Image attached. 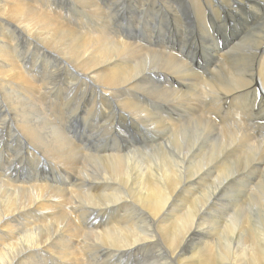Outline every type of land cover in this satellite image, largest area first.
<instances>
[{
    "label": "bare ground",
    "instance_id": "obj_1",
    "mask_svg": "<svg viewBox=\"0 0 264 264\" xmlns=\"http://www.w3.org/2000/svg\"><path fill=\"white\" fill-rule=\"evenodd\" d=\"M25 1L27 0H0V89L5 98H0V134L9 128L15 130L16 133L21 131L26 136L24 131H29V124L23 120V115L26 112L28 114L32 112L30 107L34 103L31 101H34L35 97L39 95H48V92L54 89L53 83L39 81L34 76L33 68L36 67L39 60L38 56L36 61L29 63L26 56L15 53V47L18 44L15 34L21 32L24 34L23 42L30 45L33 44L30 39L39 40L44 50V56L56 59V61L54 60L57 63L55 65L56 71L51 73L58 75L61 68L63 70L69 69L68 79H70V83H68L70 88L89 85L93 89H98L99 94L105 99L110 98L112 94L122 95L118 98L123 99L120 100L122 103L116 106L124 120H121L120 117L119 119L122 123L126 121L128 124L123 123L119 129L117 128L116 133L114 132L118 144L122 142L127 144L126 146H131L134 135L130 132L133 130L130 128V123L136 120V116L142 115L150 118L147 119L150 125L162 126L164 131H161L166 132L168 138L165 143L149 144L151 145L150 150L146 151L145 149L143 153L133 146L134 149L130 150V147L119 149L118 145L110 148L97 147L94 149L95 154L83 153L84 158L87 157L97 163V166L91 169L97 172L92 173L93 171L85 167L82 157H80L82 162L78 164L73 151L67 149L60 140L50 138L52 135L47 124L44 123L45 131H43V125L38 134L37 131H34L33 137L40 134L39 138L35 139V143L36 145L39 143L47 152L46 154L65 162L67 167L72 168V172L68 173L63 180V184L68 186L65 190L72 191V193L70 196L67 193L63 195L49 194L46 190L50 187L44 184H36L39 180L38 176L29 177L24 175L25 173L11 174L12 170H8L7 173L4 169L5 164L0 162L4 164V166L1 164L3 170L0 171V264H85L79 255L80 250H82L80 237L84 238L83 244L87 240H91L102 246L98 250H94L96 253H100L98 256L96 255L97 257L95 256L96 260L88 261L87 264H264V138L253 139L250 136L252 132L249 135L247 128H245L247 122L241 118H239V127L235 131L223 130L224 127L218 128L211 119L213 114L216 118L218 117L217 114L221 117L220 105L214 100V96H211V94L218 93L222 97L221 88L232 97L233 101L240 96L243 99L249 96L245 88L248 87L255 92V86L259 85L258 94L264 98V0H191L194 9L200 14V19L206 18L205 12L208 10V14L212 13L211 18L215 20L222 32L228 29L232 31L220 49L213 50V53L208 50L209 54L206 55V61L209 63L206 64L205 70H200V73L194 71L193 57L187 56L188 61L185 62L184 59L181 60L180 57L174 55L175 53H172V47L165 44L169 37L166 33L169 31V26L163 29L158 28L157 34L150 30L149 34L142 35L145 32L142 33L137 25L133 28L130 24H124L126 23L125 17L128 22L134 18L132 12L135 9V15L142 11L141 5H138L140 3L135 0H127L126 6L124 5L125 0H100L104 5L103 7L98 4L97 0H28L32 4ZM84 5L93 7L91 16L94 19V25L93 23L92 25L95 29L91 31L92 34L91 32L78 31V29L84 28L79 25L83 16ZM162 6L164 7L163 4ZM175 7L178 8V4ZM171 8L174 11L173 6ZM173 16L178 19V16L181 15L173 13ZM109 18L121 20L123 25L120 30H110L108 26L111 20ZM194 27L196 28V26ZM189 34L191 35L190 32ZM187 35H181V45L187 42ZM153 37L157 39L154 42ZM235 46H244L245 48L231 57L230 49L235 48ZM161 48H166L169 52L162 51ZM192 48L194 47L192 46ZM216 59L217 61H215ZM174 60H179L190 74L197 76V79L190 86L167 70L165 64ZM247 60L256 61L254 73L244 70L248 67L246 65ZM46 61L48 63V58ZM250 66L252 65L250 64ZM47 69L48 65L43 69L44 72H47ZM213 72H222L228 78L229 84L226 86H222V82L217 84ZM148 80L159 81L164 85V88L160 85L162 89L174 94L172 97L176 103L171 104V108L166 113L162 114L159 111L157 116L153 115L150 113L151 107L149 108V105L139 96L132 94L134 90L145 91L143 84ZM113 85L121 87H114ZM185 88V92L190 98L180 101ZM196 90L200 91L199 97L202 99L205 94L209 96V99H203L208 102L204 114H199V110H196L199 108L197 107V100H195L197 98ZM26 91L28 95H22ZM254 94L261 98L256 93ZM156 99L158 98L156 97ZM158 100L160 101V99ZM201 105L199 106L201 107ZM104 107L108 108L105 105ZM179 112H183L182 117ZM151 116L156 118L151 119ZM162 116L166 117L167 121L160 119ZM33 119L37 125L39 123L37 119L42 120L43 117L41 114H36ZM225 122L227 123V121ZM18 124L24 131L18 129ZM34 129L36 130V128ZM114 130L116 129L114 128ZM217 132L222 133L219 144H224L226 138L236 137L237 134L245 140L244 143L248 145L249 153L243 150L239 151L240 157L236 161L243 160L240 164L220 163L218 166L208 167L213 156L203 153L204 148L197 150V147L202 145L203 140H217ZM33 140H29L30 144L25 147V152L30 156L36 155L33 154V149H35ZM67 141L73 147H77L72 141L68 139ZM231 141H235V139L230 138L229 142ZM123 149H129V152L121 154ZM249 154L253 156L252 167L249 169L253 172L254 179L252 180L256 186L251 188L252 192L249 193V197L251 196L253 199V205L248 206L243 215L238 216L236 214L229 217L219 235L222 243L216 240V242L209 241L210 237L208 240L204 237V232L208 231V229L205 231L206 227L204 228L206 224L204 219L206 211L204 212V210L208 208L209 201L210 203L212 200L215 201L212 198H214L219 186L222 185L220 181L217 187L213 188L214 181H211L210 177L226 180L229 178L227 176H229L230 171H232L230 176L240 174L245 169L242 166L245 165V162L247 163L244 159H249ZM237 180V176L233 178L227 184V189L222 191V194L234 187L232 183ZM112 181L117 182L118 187L114 190L112 188L110 193H104ZM249 182L252 183V181ZM56 197L60 200L51 201V204L59 205L61 210L52 219L53 222L51 221L54 228L51 235L48 233L50 230L48 228L40 230L43 225L37 222L38 218L30 220L31 215L30 217L28 215L35 213L34 216H39L41 220L45 219L50 213L44 212V206L47 205L44 200ZM129 202L131 205L137 206H133L134 210L130 208L138 212L140 217L137 220L140 223L134 225L136 222L134 221L132 224L122 223V226H116L114 222H109L112 220L105 221L104 214L106 211L114 206H122ZM83 203L82 207L89 210L91 220L80 223L81 221L78 220L79 209ZM213 205L216 206L217 203L214 202ZM218 206L220 205L218 204ZM76 210L77 214H74ZM143 211L148 215L147 220L143 218L146 216ZM119 219L118 221H121ZM155 228L159 236H164L169 247L166 249L168 254L161 257H149L151 259L147 260L145 254L150 249L143 248L147 242L156 238ZM36 230L38 231L36 232ZM46 231L47 233L43 235L42 232ZM234 233L237 236V249H229L231 240H234ZM190 234L195 235V238L198 237V239L204 238V240H200L198 244L188 249H180V244ZM55 237L56 243L60 245L67 243V245L63 246L62 249H54L52 246H59L58 244L55 246L52 241ZM221 244L224 245L223 248H220Z\"/></svg>",
    "mask_w": 264,
    "mask_h": 264
},
{
    "label": "rangeland",
    "instance_id": "obj_2",
    "mask_svg": "<svg viewBox=\"0 0 264 264\" xmlns=\"http://www.w3.org/2000/svg\"><path fill=\"white\" fill-rule=\"evenodd\" d=\"M135 1L137 3H140L138 5H141L142 11H141L140 14L135 15L134 14L135 11H136V9H135V11L132 12L134 18L131 19L129 21L130 22L129 23L127 18L125 17L124 19H126V23H124V24L125 25L126 24H130L133 28L138 26L141 29L142 33L145 32L142 35L149 34L150 30L153 31L154 34H157L158 33V28L159 29H163V28L169 26L168 27L169 31L166 32L169 35V37L166 40L167 42L165 41L166 42L165 44L167 46L172 47L171 48V50L173 51L172 53H175L174 55L177 56V57H180L181 60L184 59L185 62L188 61V57L187 56L193 57L194 61L192 63H194L195 66H196V67L194 66L193 68H194L195 72L197 71V73H200L201 69L205 70L206 67H207L206 64L208 65V63H209V61H206L207 60L206 59V55L209 54L208 50H210V52L213 53V50L220 49L224 45L226 38H228L230 36V34H232V31H230V29H228L225 32H222V30H220L219 26L216 25L215 20H213L211 18L212 13L209 11L210 13L208 14V10H206L207 13L205 12V14H206L205 17L206 18L204 20L200 19V14L197 13L198 11L196 9H194L193 5L191 4V2H193V1H191V0H144V1L143 0H135ZM141 1H143V2H141ZM25 2H27L28 4H32L28 0L25 1ZM97 2L102 7L104 6L103 3H101L100 0H97ZM124 2H125L124 5L126 6L128 1L125 0ZM144 4H146L147 6L144 5ZM162 4L164 5V7L162 6ZM177 4H178V6L180 8L179 7L178 8L175 7V6H177ZM125 6H124V8H125ZM171 6H173L174 11L172 10ZM189 6H190V8H188ZM92 8L93 7H91V6L90 7H86L84 5V7L82 9V14H83L82 20L83 21L82 20L79 21V23H80L79 25L84 27V28L78 29L79 32L90 33L92 30L95 29V27H93L94 19L91 16L92 15V11H91ZM191 9L193 10V12H192ZM103 10H105V9H103ZM103 10H101V11H103ZM128 10H129V8L127 9V11ZM195 12L197 13V15H196ZM173 13H175L177 15H181V16H178V19H175L174 16H173ZM186 14H187V17H186ZM108 15L109 14H107V16ZM232 15H231V17H232ZM139 16L141 18H138ZM196 16H198L199 19ZM108 17H110V16H108ZM156 17H157V19H156ZM109 19L111 20V18H109ZM230 19H229V21H230ZM153 20H154V22H153ZM188 20H191V21L189 22ZM195 20H196V22H195ZM199 21H201V22H199ZM82 22L83 23L85 22L84 26H83ZM137 22H139V23H137ZM203 22H205V23H203ZM92 23H93V25H92ZM202 23H203V25H202ZM122 25H123V23L121 22V20L112 19L108 27L110 28L111 31H113V30H120ZM135 25H137V26H135ZM200 25H201V27H200ZM88 26H90V27H88ZM194 26H196V28ZM89 28H91V29H89ZM172 28H173V30H172ZM213 28H215V29H213ZM135 31L138 32V30H135ZM189 32L191 33V35L189 34ZM17 33L18 34H15V35H16V37L18 39V44H17V47H15L16 48V52L15 53L18 54V55L24 56V57L26 56V58L29 60V63L30 62L33 63L39 57V60L36 63V67L33 68L34 69L33 70L34 71V76L39 81H43L45 83H53L54 89L51 90L50 92H48V95H46V96L44 94L39 95V96L35 97L34 101H31L35 105V106L33 105V106L30 107L32 109V112L30 114H28L26 112L23 115V120H25L26 123L29 124V131L28 130L24 131L23 129H21L19 127V124H18V129L19 130L21 129L22 131H24L26 136H24V134L21 131H18L16 133L15 130L9 129V128L6 129V132L4 131L3 133L0 134V162L4 163L5 166L2 163H0V165L2 164L4 166V169H5V171L7 173H8V170H12L10 172L11 174H14V173H19V174L22 173V174H24L25 173L24 175H27L29 177L38 176L39 180L36 182V184H40V185L44 184L47 187H50L49 189L46 190L47 193L53 194V195H63L65 193H67L70 196L72 191H68V190L66 191L65 190L66 187H68V186L63 184V180H64V178L67 177L66 175L68 173L72 172L71 171L72 168L71 167H67L68 165H66L65 162H63L61 160H58L57 158L54 159L53 156H49L48 154H46L47 152L44 151V149L41 147V145L39 143H37L38 145H36V143H35V139H38L40 134L33 137L34 131H37V134H38V131L42 127V125H43V131H45L44 123L47 124L49 132L52 135V137H50V138H53V139L56 138L55 140H60L61 142H63V145L67 149H69L70 151H73V154L75 155V159L77 160V163L79 164L80 162L83 161L85 167H88L89 170H91L92 167L97 166V163H95L94 161H92V159L90 160L87 157L84 158L83 153H85V154L86 153L87 154H95L94 149H96L97 147L110 148V147H113V146L117 147L116 145H118L119 149L120 148L130 147V150L136 148V150L138 149V150H140L139 152L143 153V152H145V149H146V151L150 150V146L152 144L165 143V140L168 138V135H167L166 132L165 133L162 132V131H164V130H162V126L161 127L160 126L159 127L158 126L154 127L153 125H150L147 122V119H150V118L143 117L144 115H142L140 117L136 116L137 117L136 120L134 122L131 121V123H130V128L133 129L130 132L133 133V135H134L133 136V141L131 143V146H126L127 144L122 143V142L118 144L117 141L115 140V133L122 126L123 123L124 124H128L126 121H123V123L121 122V120H124V119L121 117L119 111L117 110V106H116V105L122 103V102H120V100H123V99H118L119 96H122V95L121 94H112L110 96V98L105 99V98H103L101 96V94H99L98 89H95V88L93 89V87L89 86V85H86L85 87L81 86L80 88H77L75 86L74 87L75 89L74 88H70V86H69L70 79H68V74L70 72L69 69L63 70L61 68V70H60L61 73L59 72L58 75H56V73H51L52 71H56V68H55L56 67L55 65H57V63L55 62L56 59L51 58V57L49 58V56L47 57L46 55L44 56V53H43L44 50L42 49V45L39 42V40H37L35 38L30 39L33 44L28 45V44H26L25 42L22 41L24 34H22L21 32H17ZM91 34H92V32H91ZM167 34H166V36H167ZM180 34L181 35L182 34H188L187 37H186V41L187 42H185V44H182V45L180 44L181 43V35ZM209 35H210V37H209ZM152 40L154 42L157 39L155 37H153ZM209 42H211V43H209ZM212 44H214V45L211 46ZM159 45H160V43H159ZM191 45L194 48H192ZM210 46H211V48L208 49ZM242 48H245V47L244 46H235V48H231L230 49L231 57L235 56L238 52H240L239 50H244ZM161 50L162 51L164 50L165 52H169V50H167L166 48L165 49L161 48ZM179 50H181V52H179ZM231 50H234V51L232 52ZM212 55H214V54H212ZM41 57H42V59H41ZM47 58H48V63L49 64L46 61ZM50 59L52 61H54V60L55 61L52 62ZM215 61H217V59ZM250 64L252 66H250ZM46 65H48V69H47V72H44L43 69L46 68ZM49 65H51V66H49ZM146 65H148V63H146ZM246 65L248 67L245 68L244 70H248V72L254 73L253 69H254V67L256 65V61L255 62L254 61H248V62H246ZM58 66H60V65H58ZM165 66H166V68H167V70L169 72L174 73L177 77H179L181 80H183L184 83H187L188 86H190L192 84V82L197 79V76L190 74L187 71L185 65L180 63L179 60L170 61V62L166 63ZM48 70H49V72H48ZM166 73H168V72H166ZM62 74H63V77H61ZM213 74L215 75L217 84H220V82H222V86H226V84H229L228 78L222 72H213ZM143 85H144L143 86V90L146 89L145 91H142L141 89L138 90V91L134 90L132 92V94L137 95L141 99H143V101L146 102L147 105H149V108L151 107L150 108V110H151L150 113H152L153 115L157 116L159 111H161L162 114L166 113L168 111V109L171 108L170 105L173 104V103H176L175 100L172 97L174 94L162 89V87L164 88V85L161 84L159 81L148 80V81L144 82ZM113 86H110V87L113 88ZM117 86L118 85H115L114 87H117ZM118 87H121V86H118ZM158 87H160V88H158ZM222 89L223 88L220 89L221 90L220 93H221L223 99H222V97H220V95H218V93L211 94V96H214V100L217 103H219L220 109H221V117L218 114H217V116H218L217 118L215 117V114H213L214 116H211V119H213V121L216 123L217 127L218 128H223L224 127L223 130L226 129L228 131H232V130L235 131L239 127V118H241L244 122H247V123H245V125L247 124V126H245V128H247L246 130H247L249 135L252 132V134L250 136H252L253 139H257L259 137L264 138V98L262 96H260V94H258L259 89H260L259 85L255 86V92H253L248 87L245 88L246 89V93L248 92L247 95L250 96V97L247 96L246 98H244V99H247V100H244L240 96L238 99H235V100L232 101V97L230 95L226 94V91L222 90ZM185 90H186V88L184 89V93L181 95L180 101H185L187 98H190V96L185 92ZM196 91H197V93H196L197 94L196 95L197 98H195L196 96L194 98H195V100H197L196 101L197 102V107L200 108V109L196 108V110L197 111L199 110V112H198L199 114H204V111L208 107V102H206V100H203V99L204 98L205 99H209V96L205 94L206 96L204 95V98L202 99V97H199L200 96V91L199 90H196ZM134 92H138V93H134ZM55 93H57V94H55ZM254 93H256L261 98H258ZM26 94L28 95L27 91L24 94H22V95L26 96ZM88 94H91V95H88ZM156 97L158 99H160V101L158 99H156ZM0 98H2V99L4 98V94L2 93L1 89H0ZM216 98H219V99L216 100ZM218 100H220V101H218ZM103 101H105L106 104H104L105 102H103ZM244 101H247V102H244ZM115 102H116V104H115ZM220 102H222V103H220ZM238 103H240V104H238ZM242 103H243V105H242ZM55 104H56V106H55ZM104 105L108 106V108L104 107ZM199 105H201V107ZM226 105H227V107H225ZM202 107H203V110H202ZM233 107H235V108H233ZM157 109H160V110H157ZM223 109H226V110H223ZM229 109H230V112H231L232 115L229 114L230 113ZM201 111H202V113H201ZM104 112H105V114H104ZM36 114H41L42 117H43L42 120L37 119V121H39V123L37 125H35V120L33 119V116L36 115ZM180 114H181V117H182L183 116V112L180 113ZM228 115H229V117L231 116L230 117L231 119L228 117ZM112 117H114V118H112ZM119 117H120L121 120L119 119ZM155 118L156 117L151 116V119H155ZM161 118H162V120L167 121L166 117L162 116V117H160V119ZM222 120H224V121H222ZM225 121H227V123ZM221 122H223V123H221ZM115 123H117V125H115ZM132 123H133V125H132ZM248 126H249V128H248ZM34 128H36V130ZM73 128H74V130H73ZM114 128L116 130H114ZM127 128H128V126H127ZM31 130H32V132H31ZM62 130H64V131H62ZM65 131H67V132H65ZM55 134H56V136H55ZM164 134H165V136H164ZM237 135L238 136H236V137H230L232 139H235V141L229 142L230 138H226V142L224 144H219V140L222 138V133H220V132H217V134H216V137H218L217 140L214 139V140H211V141L210 140H207V141L203 140L202 141V145L198 146L197 150H199L201 148H204L203 153H206V155H212L213 156V159L209 161L208 167H210L212 165H217L218 166V164H220V163H226V164H229V165H236L237 163L240 164L243 161V160H238V161H236V160L239 159V157H240V154H239L240 150H243V151L249 153L248 152V145H246L244 143L245 140L242 139L239 134H237ZM64 136L65 137L67 136V139L72 141L74 144H76L77 147L76 148L73 147L67 141V139H65ZM161 137H164V138H161ZM240 138H241V140H240ZM32 139H34L33 140L34 141L33 142V146L35 148V149H33V154H36L34 156H30L27 152H25V147L30 144L29 140H32ZM139 140H141V141H139ZM156 142H159V143H156ZM149 144H151V145H149ZM89 146H91V147H89ZM146 146H148V147H146ZM81 149H83V150H81ZM88 149L89 150L91 149L90 150L91 153H88V152H90ZM128 150L129 149H123V151H121V154L129 152ZM99 155H101V154H99ZM43 156H44V158H43ZM80 157H82V161H80L81 160ZM252 158H253V156L250 155L249 159L248 158L244 159V160L247 161V163L245 162V165L242 166L245 169L243 171H241V173L238 174V175H231L230 176V172H232V171H230L228 173L229 176H227V178L228 177L229 178L226 179V180L220 179V178H217V177H213V178L210 177V180L214 181L213 188L217 187L218 182H220V181L222 182V185L219 186V189H218V191H216V194L214 195V198H212V199H215V201L212 200L211 203L209 201L208 204H207L208 208L206 210H204V212L205 211L207 212V213L205 212L206 214L204 213V219H205L206 224H207V225L206 224L204 225V228L206 227L205 231H206V229H208V231L204 232L205 239L208 240V238L210 237L211 239L209 238V241H213V242L220 241L222 243V241L220 240V236L219 235H220V233H221V231L223 229V225L226 224L225 222L229 219V217L232 216V215H236V214L238 216H241V215H243L245 213V211L247 210L248 206L253 205V199H252L251 196L249 197V193H251L252 189L254 187H256L254 185L255 182L252 180V179H254L253 172L250 171V169H249V168L252 167ZM48 159H49V161H48ZM44 160H46V161H44ZM48 164H50V165H48ZM2 165L0 167V171L3 170ZM65 167H67V168H65ZM55 171H57L58 173L55 172ZM91 171H93V170H91ZM96 172L93 171L92 173H96ZM29 173H31V174H29ZM59 174L62 175V176L60 177ZM236 176H237L238 180L232 183L234 185V187H231L228 190L227 193H223L222 194V191L227 189V184L233 178H235ZM45 178H46V180H45ZM95 181L100 182L101 180H95ZM249 181H252V183L250 184ZM53 183H54V185H52ZM110 183L113 186H111V185L108 186L107 187L108 189L106 191H104V193L105 192L106 193H110L112 190H114L115 188L118 187V185H117L118 183L117 182L112 181ZM53 188H55V189H53ZM74 190H76V189H74ZM244 195H246L245 199H243ZM58 200H60V199H58L57 197L56 198H51V199H48V200H44V203L47 202L46 204L49 206V207L47 205L44 206V212L50 213L49 216L45 217V219L41 220V218L39 216H34L35 213H31V214L28 215L29 217H30V215L32 217V218L31 217L29 218L30 220H35V219L38 218L37 222L41 223L43 225V227L40 230H44L45 228H48V230L49 229L51 230V231L49 230L50 232L48 231V233H50L51 235L54 232L52 219L54 217H56L58 215V213H59V210H61L59 205L51 204V201H58ZM214 202L217 203L216 206L213 205ZM218 204L220 206H218ZM83 205H84V203L80 206V209H79L78 220H79V222L81 221L80 223L89 222L91 220V215L89 213V210H87V209L85 210V208L82 207ZM133 206L137 207L134 204L131 205L130 202L128 204H123L122 206H114L113 207L114 209L110 208V210L106 211V214H104V219H105V221L112 220V221H109V222L110 223L114 222V224L116 226H122L123 225L122 223L132 224L134 221H136V222H134V225H136L137 223H140L139 220H137V219H139L140 215L138 216V212L137 211L136 212L133 211L135 209ZM130 207L133 208V210ZM215 207H217V208H215ZM124 208L126 210L125 212H124ZM222 208H225L227 211L228 210L229 211L227 212L225 209H222ZM112 210H114V211L112 212ZM123 212H124V214H123ZM143 212H145V211H143ZM74 214H77V210H76V212ZM110 214H112V215H110ZM113 214H115V215H113ZM145 214H146V216L143 217V218H145L147 220L148 219V215H147L146 212H145ZM224 214H226V215H224ZM136 215H137V217H136ZM28 216L26 217L27 219H28ZM68 218L70 220H72V218L70 216H68ZM117 218L118 219L120 218L119 220H121V221H118ZM123 218H128V219H123ZM49 221L50 222L52 221L51 224H50ZM37 231L38 230H36V232ZM42 233H43V235H45L47 233V231L46 232H42ZM155 233H156V238L151 240V241H149V242H147L145 247L143 248V249H150L149 251L147 250L146 254H145V257H146L145 259H147V260H149V259H151L153 257H161V256H165V255L168 254L166 249H169V247H168L167 243L165 242L164 236L163 235L159 236L157 234V229L156 228H155ZM214 234H215V236H214ZM234 234H235V235H233L234 240H231V244H230L229 249H231V248L237 249V246H236L237 245V236H236V233H234ZM212 235H213V237H212ZM187 239H185L180 244V246H179L180 249H188L191 246H193L195 244H198L200 240H204V238H200V239H198V237L195 238V235H193V234H190L187 237ZM212 239H214V240H212ZM79 240H80V243L82 245V250H80V253H79V255H81V257H82V261L85 264L89 263L91 260L95 261L96 260L95 256L96 255L98 256L100 254V253H96L95 251L98 250L99 247H102V246L100 244H96L95 242H93L91 240H87L86 243L83 244L84 243V238L83 237H80ZM52 241H53V243H55L54 245L57 246L58 243L55 242L56 241V237ZM177 244H179V243H177ZM58 245H59L58 247H54V246H52V247L54 249H56V248L62 249V247L66 246L67 243L62 244V245L58 244ZM151 245H152V247H151ZM223 246L224 245L221 244L220 248H223ZM154 249H156L158 252L156 250H154ZM94 252H95V254H94ZM149 257H151V258H149Z\"/></svg>",
    "mask_w": 264,
    "mask_h": 264
}]
</instances>
